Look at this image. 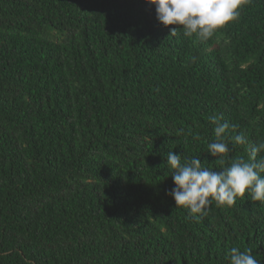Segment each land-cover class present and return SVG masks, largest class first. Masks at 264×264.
<instances>
[{"label": "trees", "instance_id": "obj_1", "mask_svg": "<svg viewBox=\"0 0 264 264\" xmlns=\"http://www.w3.org/2000/svg\"><path fill=\"white\" fill-rule=\"evenodd\" d=\"M239 12L202 40L146 0H0V264H264V204L167 195L169 151L219 171L264 142V0Z\"/></svg>", "mask_w": 264, "mask_h": 264}, {"label": "clouds", "instance_id": "obj_2", "mask_svg": "<svg viewBox=\"0 0 264 264\" xmlns=\"http://www.w3.org/2000/svg\"><path fill=\"white\" fill-rule=\"evenodd\" d=\"M249 0H146L155 6L156 19L165 27L175 25L170 33L175 35L178 28L183 29L187 37L195 36L208 40L218 29L239 17L241 6ZM216 141L209 143L208 153L219 157L221 161L228 153L225 137L230 128L236 125L221 123L217 117L212 118ZM237 144L246 142L244 135L232 137ZM264 151V142H259L252 149V157L235 159L227 167L216 171L206 168L197 157L184 159L181 155L169 151L167 164L174 187L167 193L176 207L186 208L191 218L200 219L208 215L212 201L217 206H233L238 197L245 194L252 201L264 204V157L256 159V154ZM229 264H260L251 253V249L241 251L232 247L227 253Z\"/></svg>", "mask_w": 264, "mask_h": 264}]
</instances>
